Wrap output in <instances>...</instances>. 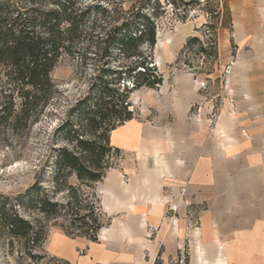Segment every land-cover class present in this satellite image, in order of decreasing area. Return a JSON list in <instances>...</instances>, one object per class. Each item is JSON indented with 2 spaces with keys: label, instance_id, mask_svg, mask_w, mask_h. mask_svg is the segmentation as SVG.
Masks as SVG:
<instances>
[{
  "label": "crops",
  "instance_id": "0c3cea01",
  "mask_svg": "<svg viewBox=\"0 0 264 264\" xmlns=\"http://www.w3.org/2000/svg\"><path fill=\"white\" fill-rule=\"evenodd\" d=\"M226 4L228 43L218 56L227 63L232 45L238 48L234 105H225L213 129L190 120L202 102L194 77L162 73L152 120L133 119L111 133L124 158L96 185L109 225L96 242H57L54 256L73 264H156L176 259L184 245L188 264H264V0ZM183 35L166 41L170 55Z\"/></svg>",
  "mask_w": 264,
  "mask_h": 264
},
{
  "label": "trees",
  "instance_id": "16d2710c",
  "mask_svg": "<svg viewBox=\"0 0 264 264\" xmlns=\"http://www.w3.org/2000/svg\"><path fill=\"white\" fill-rule=\"evenodd\" d=\"M165 1L182 21L204 6L202 0ZM205 1L203 10L213 17L214 4ZM167 12L162 0H0V127L18 134L40 121L57 93L52 74L64 58L93 71L88 93L72 110L89 135H79L72 121L58 129L72 147L53 151V187L44 188L38 181L15 204L0 199V232L23 241L34 263L45 259L35 253L45 240L44 226L40 219H26L20 209L45 220H69L71 228L92 242L109 225L101 220L95 193L79 190L68 179L75 177L95 192L107 171L116 167L109 166L111 152L120 153L111 144V133L135 119L129 110L131 95L143 88L157 90L164 81L154 50L159 21ZM194 50L217 57L214 42L189 37L178 61ZM64 192L66 200H56Z\"/></svg>",
  "mask_w": 264,
  "mask_h": 264
},
{
  "label": "rangeland",
  "instance_id": "374dc122",
  "mask_svg": "<svg viewBox=\"0 0 264 264\" xmlns=\"http://www.w3.org/2000/svg\"><path fill=\"white\" fill-rule=\"evenodd\" d=\"M210 1L213 2L214 11H216L213 17L208 15L205 9L203 10L204 6H207V1L202 0L204 6L191 11L188 19L182 21L174 15L171 6L162 0L163 4L167 6L168 12L159 21L154 61L156 66L157 61H161V66H157L160 73L184 72L192 75L194 84L202 94V102L194 104L191 110L197 105H217L220 109V119L225 105L229 103L232 106L235 103L234 92L230 87V75L239 51L237 47L232 45L229 61L222 63L219 58L220 43H228L227 33L224 32L229 25L227 4L226 0H222V3L220 0ZM209 25H213V28H209ZM181 34H184L183 41L172 56L167 52L168 47L165 46V43L168 39H176ZM189 37H199L203 42H214L217 45V57L208 58L194 50L182 55L178 61L180 52L185 45L184 40ZM160 42L163 45L160 46ZM52 77L57 86V93L37 124L18 134L0 127V199H8L11 204H15L16 199L28 192L38 181L43 182L41 185L44 188L53 187L52 181L49 179L55 171L54 166L49 163L53 151L55 148L64 146L72 147L63 140L62 134L58 132L64 123L72 121L79 135H89L86 124L81 122L80 118L75 117L72 110L89 91L93 78L92 69H83L77 61L64 58L54 70ZM202 84L206 86V90L204 88L200 90ZM154 91L158 92V89ZM155 98L156 93L152 89L143 88L134 92L130 98L131 107L129 108L133 112V117L135 119L143 117L146 122H150L154 117L153 103ZM140 110L143 111V114ZM191 110L188 116L190 120L204 121L212 129L216 127L219 119L214 126L205 117L194 118ZM122 158H124L122 152H111L109 166H118ZM68 183L81 191L95 193L96 198L99 197L96 193V187L95 192H93L81 185L75 177L69 178ZM67 195V192L58 194L56 200L64 202ZM20 214L33 223L40 219L41 225L44 226L45 240L40 247L35 249V253L45 256V259L41 263H34L27 258L23 241L12 240L1 231L0 264H59L58 261L57 263L52 261V259L63 260L52 253V248L57 242L62 240L77 241L86 238L71 228L69 220L62 218L45 220L36 214L24 211V209H20ZM188 219H191L190 214ZM101 220L104 224L110 222V219L105 215L101 217ZM195 224L194 220V226H196ZM35 226L39 227L38 224ZM84 252L85 249L78 251L79 254ZM188 255V249L182 245L176 259L158 260L156 264H188Z\"/></svg>",
  "mask_w": 264,
  "mask_h": 264
},
{
  "label": "built area",
  "instance_id": "2783aa9c",
  "mask_svg": "<svg viewBox=\"0 0 264 264\" xmlns=\"http://www.w3.org/2000/svg\"><path fill=\"white\" fill-rule=\"evenodd\" d=\"M221 1L222 0H220V2ZM202 88L206 90V86L204 84L201 85L200 90H202ZM191 113L192 116L196 119L197 118L200 119L201 117H205L209 119L212 125L215 126L220 116V109L217 105H211V104L208 106L197 105L194 106V109L191 110ZM190 222L194 223V219L191 218Z\"/></svg>",
  "mask_w": 264,
  "mask_h": 264
}]
</instances>
